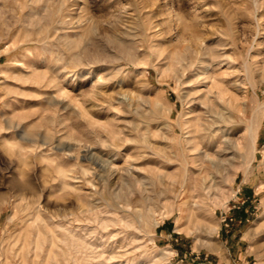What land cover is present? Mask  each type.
I'll return each mask as SVG.
<instances>
[{"label":"rangeland","instance_id":"374dc122","mask_svg":"<svg viewBox=\"0 0 264 264\" xmlns=\"http://www.w3.org/2000/svg\"><path fill=\"white\" fill-rule=\"evenodd\" d=\"M0 6V264H264V0Z\"/></svg>","mask_w":264,"mask_h":264},{"label":"bare ground","instance_id":"6f19581e","mask_svg":"<svg viewBox=\"0 0 264 264\" xmlns=\"http://www.w3.org/2000/svg\"><path fill=\"white\" fill-rule=\"evenodd\" d=\"M0 8H2L1 6H0ZM128 9V8H127ZM120 19V18H119ZM121 20H122V18H121ZM120 21V20H119ZM139 27V26H138ZM123 28V27H122ZM121 29V28H120ZM120 31V33L118 32V34H115L114 36H113V38H112V40H111V43L112 44H114V46H115V48L117 49V51H119V53H120V55L122 56H124L125 57V59L127 60V61H129L130 63H135V57H132L131 56V54H130V49L132 48V45H133V43H134V41H135V39L137 38V36L139 35H137V33H136V31H137V24H132L131 23V25L129 24V22H128V24H126V27H124V29H122V30H119ZM142 35V34H141ZM141 37V36H140ZM139 38V37H138ZM142 39H144V37L142 38ZM139 40H141L140 38H139ZM140 50V49H139ZM112 52L114 53V50H112ZM83 53V55H81V57L83 58V62L84 63H82V62H78L77 63V66H80V67H92V65H95V67L96 68H102L101 70H103V69H105L106 67H104V62L103 61H105L106 60V62L108 61V59H105V60H103V59H99L98 58V56H99V54H98V56L94 53V54H91V52L90 53H86L85 52V50H83V51H81V54ZM105 54V53H104ZM109 54H111V53H109ZM106 55V54H105ZM101 57V56H100ZM106 57V56H105ZM109 57H111V58H113V59H116V58H118L116 55H109ZM124 57H123V59H124ZM110 58V60L112 61V59ZM124 59V60H125ZM109 60V61H110ZM120 60V59H119ZM125 60V61H126ZM79 61H81V59L79 58ZM114 61V60H113ZM112 61V62H113ZM116 61H118V59L116 60ZM105 62V64H107ZM124 62V61H123ZM128 63V62H127ZM126 63V64H127ZM123 65V64H122ZM100 66H102V67H100ZM107 66V65H106ZM110 66V65H109ZM120 66V65H119ZM127 66V65H126ZM83 69V68H82ZM107 70H109V69H107ZM68 71V70H67ZM71 71L73 72V70L71 69ZM70 72V71H69ZM68 72V73H69ZM112 72H113V70H112ZM118 72V71H117ZM249 131L251 132V129L249 128ZM103 163V162H102ZM100 167H102L101 169L103 170V166L100 164ZM109 168V167H108ZM104 169H105V167H104ZM208 187H209V185H208Z\"/></svg>","mask_w":264,"mask_h":264}]
</instances>
